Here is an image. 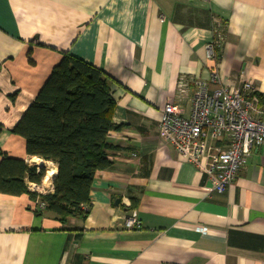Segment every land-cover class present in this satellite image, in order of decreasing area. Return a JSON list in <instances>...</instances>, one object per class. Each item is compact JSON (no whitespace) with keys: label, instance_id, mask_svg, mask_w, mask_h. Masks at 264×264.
Returning <instances> with one entry per match:
<instances>
[{"label":"crops","instance_id":"obj_1","mask_svg":"<svg viewBox=\"0 0 264 264\" xmlns=\"http://www.w3.org/2000/svg\"><path fill=\"white\" fill-rule=\"evenodd\" d=\"M215 21L224 38L209 58ZM65 53L115 80L118 148L85 217L61 223L27 194H0V264H264V144L224 193L208 194L205 172L158 131L168 102L190 114L199 83L251 81L264 96V0H0V150L46 167L39 194L53 191L57 167L11 130ZM125 197L140 229L124 227Z\"/></svg>","mask_w":264,"mask_h":264},{"label":"trees","instance_id":"obj_2","mask_svg":"<svg viewBox=\"0 0 264 264\" xmlns=\"http://www.w3.org/2000/svg\"><path fill=\"white\" fill-rule=\"evenodd\" d=\"M114 83L94 64L65 53L11 130L25 139L29 156L56 165L53 191L39 194L28 188V182L42 183L44 165H29L0 150V194H27L31 204L39 198L45 204L43 212L61 223L70 217H85L94 177L112 166L109 151L118 148L108 135L123 126L113 120ZM257 96L264 100L263 95ZM135 207L131 202L129 209Z\"/></svg>","mask_w":264,"mask_h":264},{"label":"built area","instance_id":"obj_3","mask_svg":"<svg viewBox=\"0 0 264 264\" xmlns=\"http://www.w3.org/2000/svg\"><path fill=\"white\" fill-rule=\"evenodd\" d=\"M223 38L222 25L215 21L214 38L207 46L209 58L217 56ZM257 94L251 81L233 88L220 85L211 92L199 83L188 116L172 101L160 114L158 131L161 138L171 144L182 159L205 172L209 180L208 194L224 193L246 165L253 148L264 144V100ZM28 188L41 193L36 183L28 182ZM122 205L129 209L131 202L125 197ZM44 206L39 198L31 204L33 211L37 207L44 209ZM124 227L141 228L135 209L125 217ZM196 229L208 232L205 226Z\"/></svg>","mask_w":264,"mask_h":264},{"label":"bare ground","instance_id":"obj_4","mask_svg":"<svg viewBox=\"0 0 264 264\" xmlns=\"http://www.w3.org/2000/svg\"><path fill=\"white\" fill-rule=\"evenodd\" d=\"M51 177H53L52 175L48 174L45 178H46V182L49 181L51 179Z\"/></svg>","mask_w":264,"mask_h":264},{"label":"water","instance_id":"obj_5","mask_svg":"<svg viewBox=\"0 0 264 264\" xmlns=\"http://www.w3.org/2000/svg\"><path fill=\"white\" fill-rule=\"evenodd\" d=\"M119 200H117L116 202L118 203Z\"/></svg>","mask_w":264,"mask_h":264}]
</instances>
